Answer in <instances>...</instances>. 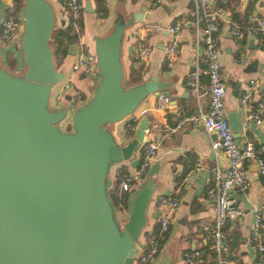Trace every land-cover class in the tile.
Listing matches in <instances>:
<instances>
[{
	"label": "water",
	"instance_id": "1",
	"mask_svg": "<svg viewBox=\"0 0 264 264\" xmlns=\"http://www.w3.org/2000/svg\"><path fill=\"white\" fill-rule=\"evenodd\" d=\"M244 4L240 0L241 9ZM84 6L93 11L88 0ZM149 18L145 3L129 14L117 9L110 29L92 36L98 78L90 95L72 109L67 103L52 107L51 88L63 76L48 44L53 9L47 0H23L15 46L23 55L18 72L4 67L0 42V264L136 263L154 182L133 192L122 221L106 182L110 164L128 160L131 167L137 165L134 150L150 139L148 119L139 117L125 142L109 124L134 114L148 94L173 101L168 81L157 75L124 83V30ZM65 119L68 129L60 126ZM169 259L164 255L154 264H169Z\"/></svg>",
	"mask_w": 264,
	"mask_h": 264
},
{
	"label": "crops",
	"instance_id": "2",
	"mask_svg": "<svg viewBox=\"0 0 264 264\" xmlns=\"http://www.w3.org/2000/svg\"><path fill=\"white\" fill-rule=\"evenodd\" d=\"M47 1L53 9L54 27L66 26L68 17L63 0ZM85 1L82 0L80 33L73 41L66 43L63 57L53 56L56 67L65 73L81 47L92 50V36L94 34L103 35L110 29L117 9L129 14L130 11L145 3L150 18L142 19L124 30L120 48L124 78L136 50L142 44L147 43L151 45V49L142 62L140 80L146 79L150 75H157L158 78L168 81V90L173 97L172 102L168 100L165 106H159L158 94H148L140 102L134 114L109 124L112 133L118 139L123 135V142H125L130 139L132 133H127L126 122L135 116L134 124L136 125L137 119L144 115L148 119V129L145 134L149 138H159L155 153L145 174L133 184L134 190L127 194L125 208L122 210L114 208L116 218L120 219L119 221L125 219L133 192L148 180H152L155 185L152 195L166 192L165 195L177 197L179 200L178 208L172 213L168 229L158 244L154 257L148 262L137 260L135 264H154L164 255H169V264H180L182 252L192 248L201 250L200 257L195 264H213V258L207 246L209 244L208 226L214 213V198L206 192V189L210 183L209 167L213 163L223 166L224 156L219 149L211 148L210 142L215 138V135L208 133L201 124H184L182 128L175 131H169L164 126L165 124L171 125L180 116L190 112L205 111L207 108L206 92L202 90L201 95L196 98L188 91L186 84L187 77L192 73H195L201 81H205V76L201 72L204 68V62L200 58L196 59V56L202 55V48L201 46H194L190 28L183 26L179 34L174 60L168 64L164 57V46L168 39L166 30H152L145 36V39H141L140 36L143 34L142 27L146 23L166 27L176 17L182 19L190 17L191 0H166L163 2L167 5L166 9L161 5L152 7L146 0H102L106 8L104 15L98 14L95 0H88L93 11H85ZM249 1L245 0L244 8L241 9L240 0H235L233 10L239 13L243 12ZM13 2L14 0H0V21L7 8L10 5L14 6ZM219 2L223 3L220 0L214 1L216 6L224 7L218 4ZM22 6L23 0H20V11ZM224 8L232 21L244 26L232 18L227 8ZM250 11L264 12V0H255L249 8ZM224 16L223 13L219 22L217 42L220 48V63L224 77L223 104L227 121L237 144H242L245 139L250 138L256 146L264 139V111L260 114L259 123L252 122L246 117L247 111L240 107L236 92L245 86L249 79H254L258 85L251 97V108H254L259 97V91L264 88V44L262 45L259 37L256 38L247 30L244 31L241 38H233L228 31L227 23L223 21ZM18 41L19 35L4 47L5 52L12 51L16 60L14 70H10L12 72H18V69L23 65L22 51L15 49ZM91 86L90 81L81 74L73 81L72 88L80 90L81 94L77 103L90 95ZM56 89L57 87L53 86L50 91L49 101L52 107L66 104V100L69 98V95H65L60 102L55 101ZM68 92L71 90L68 89ZM67 105L71 109L75 104L70 101ZM65 123L67 124V119L63 120L60 126L63 128ZM140 146H136L135 156H137ZM121 165H125L128 171L132 168L128 160L110 164L106 182L107 191L114 183L116 171ZM244 167L248 187L244 193L235 197L242 213L237 219L226 223L223 227L227 246L224 255L226 264H254V251L248 240L249 229L253 223L256 209L260 205H264V177L258 174L252 161H245ZM157 211L152 202H149L146 207L144 231L154 233ZM262 211L264 217V207H262ZM139 239L144 246L146 242L145 233L140 234Z\"/></svg>",
	"mask_w": 264,
	"mask_h": 264
},
{
	"label": "built area",
	"instance_id": "3",
	"mask_svg": "<svg viewBox=\"0 0 264 264\" xmlns=\"http://www.w3.org/2000/svg\"><path fill=\"white\" fill-rule=\"evenodd\" d=\"M166 0H149L152 7L161 5ZM215 0H191L190 14L187 19L176 17L174 21L162 27L159 24L146 23L143 25L141 39L152 31L165 29L168 35L167 42L164 46V57L168 64L174 60L177 51L178 38L183 26H188L192 33V43L194 46H201L202 55L196 56L204 62L202 74L205 81L192 73L187 77L188 91L198 98L202 90L207 94V108L205 111L198 113L190 112L186 115L176 118L171 124L164 126L169 131H175L184 126V124H201L208 133H214L215 138L211 140L212 149H219L224 156V165L213 163L209 167L210 183L206 189L209 195L214 198L213 219L208 226L209 244L208 250L213 254V264H226V239L223 227L226 223L237 219L241 213V208L237 205L235 197L242 194L248 187V180L245 173V161H252L255 164L258 174L264 177V139L256 146L252 139L247 138L242 144H237L233 138L232 131L227 121L226 111L223 104V95L225 91L224 77L220 63V48L218 46L219 22L224 13L225 23L228 31L233 38L239 39L244 35V31L251 32L256 38L264 37V12L259 13L250 11L246 15V25L241 26L232 21L224 7L216 6ZM224 2L226 0H220ZM70 33L77 36L81 30L80 17L83 8L82 0H63ZM23 6L15 10L13 5L7 8L6 13L0 21V42L5 47L7 43L14 40L22 31ZM151 45L144 43L135 52L134 58L143 62L148 56ZM82 74L93 84L98 78L96 70V56L93 50L80 48L67 72L59 82L54 86L57 87L54 93L55 101L60 102L65 95H69L67 103L76 102L80 99V90L72 88L73 81ZM258 85L254 79H249L248 83L237 90L236 96L240 107L246 110V117L254 123H259L260 114L264 111V88L259 91L258 100L251 108V97L256 91ZM68 89L71 92H68ZM159 106H165L167 99L164 95L158 94ZM77 103V102H76ZM75 103V104H76ZM132 115V114H131ZM135 121V116L131 118ZM67 123L68 120H67ZM128 130L133 131L135 124L127 121L125 124ZM65 128V126L63 127ZM67 129V128H65ZM159 138H150L148 141L141 143L137 152L138 163L132 167L128 174L121 180L120 189L128 192L134 190V183L143 177L147 167L155 153L156 145ZM150 202L157 208L155 235L150 239V245L145 249H139L137 260L141 262L150 261L157 249V239L162 238L168 229L172 213L178 208L179 200L177 197L168 196L161 193L152 195ZM260 205L256 209L253 223L249 229V243L254 251V264H264V217ZM143 246V244H142ZM201 250L198 248L186 249L182 252L180 264H195L200 257Z\"/></svg>",
	"mask_w": 264,
	"mask_h": 264
},
{
	"label": "trees",
	"instance_id": "4",
	"mask_svg": "<svg viewBox=\"0 0 264 264\" xmlns=\"http://www.w3.org/2000/svg\"><path fill=\"white\" fill-rule=\"evenodd\" d=\"M234 1L235 0H226L223 3L219 2L218 4L226 7L231 17L234 18L239 24L246 25V15L249 12V8L251 7L252 3L255 0H250L246 9L240 13L233 10V5L235 4ZM95 2H96L98 14L104 15L106 13V8L104 6L103 1L95 0ZM13 4H14L15 10L20 8V0H14ZM69 31H70V26L68 23L66 26L54 27L52 29L50 33V39L48 42L49 46H50V42H52L53 44V49L50 47L52 51V56H55L58 58L63 57L65 53L66 43H68L69 41H73L74 38L76 37L75 35L71 34ZM260 41L263 45L264 37H260ZM2 62H3L4 67H6L7 69L14 70L16 60L11 50H8L4 53ZM141 69H142V62H140L137 58H132L131 64L128 68V72L124 78V83L132 84V83L140 81ZM129 121L134 123L133 119H130ZM65 128L67 129L69 128V123L65 125ZM131 132H132L131 130L127 131L128 134H130ZM127 174H128V170L125 165H121L120 167H118L116 174H115L114 183L107 191L108 196L114 208L118 210L124 209L127 204L128 191L120 189V182ZM143 233H145V238H146V242L144 246H146L147 248L150 245V239L152 238L153 235H155V231L153 234L152 232L148 233L147 231H144ZM162 238L157 239L158 244L162 241ZM144 246L142 250L146 249L144 248ZM210 255L213 258V254L211 252H210Z\"/></svg>",
	"mask_w": 264,
	"mask_h": 264
},
{
	"label": "rangeland",
	"instance_id": "5",
	"mask_svg": "<svg viewBox=\"0 0 264 264\" xmlns=\"http://www.w3.org/2000/svg\"><path fill=\"white\" fill-rule=\"evenodd\" d=\"M69 32H70V31H69ZM50 47L53 49V44H52V42H50ZM54 57H55V56H54ZM55 61L57 62L56 59H55ZM78 100H80V99H77V98H76V102H77ZM76 102H75V103H76ZM75 103H74V104H75ZM71 109H72V108H71ZM65 125H66V123H65ZM65 125H64V126H65ZM119 220H120V219H119ZM142 248H143V246L141 247V249H142ZM144 248H146V246H144Z\"/></svg>",
	"mask_w": 264,
	"mask_h": 264
}]
</instances>
